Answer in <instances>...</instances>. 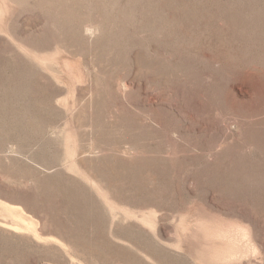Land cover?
Listing matches in <instances>:
<instances>
[{"label":"rangeland","instance_id":"rangeland-1","mask_svg":"<svg viewBox=\"0 0 264 264\" xmlns=\"http://www.w3.org/2000/svg\"><path fill=\"white\" fill-rule=\"evenodd\" d=\"M0 264H264V0H0Z\"/></svg>","mask_w":264,"mask_h":264}]
</instances>
